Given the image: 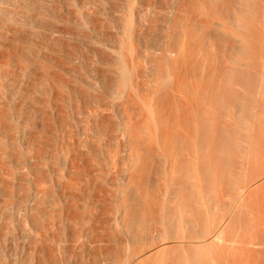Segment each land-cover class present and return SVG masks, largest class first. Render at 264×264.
Segmentation results:
<instances>
[{"label":"bare ground","instance_id":"bare-ground-1","mask_svg":"<svg viewBox=\"0 0 264 264\" xmlns=\"http://www.w3.org/2000/svg\"><path fill=\"white\" fill-rule=\"evenodd\" d=\"M26 1L27 5L23 6L25 13L21 12L22 16H19L22 18H7L6 11L5 17L0 18H6L10 24L26 25L32 30L29 29L31 33L23 36L18 33L13 36L14 31L11 33L13 37L11 34V37L8 36V31L6 34L3 30L0 32V51L6 54V50L9 57L4 62L5 66L0 65L3 67L0 78L8 84L3 83L5 89L0 88L4 90L2 95L5 100L2 95L0 98L7 101L8 108L1 105L4 102L0 99V105L4 107V111L0 108V264H59L61 253V257L64 255L61 258L63 264H76L79 260L81 264H87L91 258L90 251L95 258L89 262L93 259L96 264L103 259L99 257L100 253L107 264H209L213 259L212 264L214 261L215 264H232L234 259L233 264H263L264 0H173L171 5H168L171 0H149L153 6L144 3L149 4L148 10H153L155 14H152L156 16L153 15L152 28L147 29H155L150 30L154 32L150 37L153 43L149 41L148 44L145 38L139 39L138 27L134 28L137 26L135 17L139 14L135 3L142 4L143 0H135V3L127 0V23H123L126 30L122 40L126 42L120 43L124 46L122 50H115L121 55L116 60L119 62L114 63L115 59L111 61V64L121 65V69L116 65L117 69L125 73L126 78L125 75L120 76L118 70L111 69V72L115 71V77H111L116 87L109 84V89L114 88L112 93L117 98L126 89L127 82L132 85L131 93L134 92V95L123 92L124 99L129 100L126 105L125 101L119 102L123 96L119 101L111 99L121 103L116 105L122 108L115 107L118 109L115 114L129 111L127 114L130 116L124 120L120 118L125 114L121 112L124 116L118 115V121L123 120L124 125L123 122L121 124L126 127L124 130L122 127L124 132L119 125L113 127L115 118L110 111L115 110L112 101V109L109 111L110 108H107L108 117H105L106 114L97 115L101 114L99 108H102L98 103L105 98L98 102L96 97L100 98L101 88L106 89L105 86L113 81H108L109 77L106 80L102 70L103 66H108L107 61L97 54L100 55L98 62L99 66L103 64L102 69L98 65L91 67L89 77L87 68H74L68 62L73 64L77 47L72 44L68 47L63 37L54 39L50 36L53 33H47L48 30H57L52 28H56L54 23L59 19L53 14H48V19L40 16L44 15L43 12L36 14L38 5L35 3L38 2ZM76 2H70L73 3L70 6L76 5L77 15L81 14L86 24L79 22L82 20L80 16L77 21V15L72 21L85 26L89 15L84 9L87 8V0ZM174 2L177 5L170 7ZM66 4L65 7H68ZM231 5L235 8L232 9ZM167 7L174 9L168 19L167 13L171 10L167 11ZM229 9L230 14L232 12L231 15L235 16L227 12ZM216 14L218 17H213ZM138 17L140 23L145 15ZM214 18H218L219 25ZM65 19L69 21L68 17ZM88 19L90 25L92 19ZM159 20L163 21V25ZM159 22L161 25H157ZM9 23H6L9 26L1 24V29L15 25L10 26ZM141 25L138 26L141 28L144 24ZM230 25L231 28L228 27ZM47 28V34H43L46 39L48 35L52 37L49 42L54 39V43L39 41L44 37L41 32ZM61 29L64 34L68 30ZM143 29L146 32V28ZM87 32L86 35L81 33L86 41ZM147 36L149 39L150 35ZM150 44L153 54L146 47ZM120 45H117L118 49ZM140 45H146L144 51H150V56H143L145 53L142 54L144 51ZM145 61L149 70L144 68L147 65ZM6 65L9 70H4ZM111 67L107 68L109 72ZM143 68L150 71L146 73L150 78L143 76ZM117 73L121 82L117 80ZM143 77L148 78L145 80L148 82ZM120 83H124L122 89ZM131 85L127 86V91ZM95 89L101 90L97 93L99 95L94 93L97 92ZM89 92L93 93L96 101L91 99ZM87 93L92 103L98 102L100 106L97 105L98 111L92 112L93 116L96 113V118L93 117L94 123L90 122L91 127L87 123L89 119L93 120L91 117L87 119L92 111L87 106L91 102L87 100ZM104 95L102 93L101 97ZM124 106H130V110ZM68 112L69 116L77 112L82 117L80 119L81 115L75 113V124L69 120L71 116ZM72 124L77 126L75 128L79 127L76 132L72 130ZM111 128H120L118 132L126 133L123 138L126 136L128 143L121 141L126 142L124 146L129 151L126 161L120 159L126 154H117L119 149L121 151L118 145L121 133L117 137V131L109 134V131L113 132ZM87 129L93 132V139L87 136L89 133L91 136ZM243 134L247 139L241 136ZM110 135L114 137L109 138ZM52 145L58 147L56 153L53 149L57 147ZM47 150H50L49 154L52 151V156L47 155ZM118 155L122 156L118 158ZM237 156L242 157V163L236 162ZM237 169L240 171L237 172ZM241 170L243 173H239ZM52 244L57 245L61 252L58 257ZM87 244L98 246L95 248L99 254L91 246L88 252ZM58 248H55L56 252ZM203 255L204 262L201 261ZM214 255L220 256L219 261ZM226 256H231L230 261ZM244 258L248 259L247 262H243Z\"/></svg>","mask_w":264,"mask_h":264},{"label":"rangeland","instance_id":"rangeland-1","mask_svg":"<svg viewBox=\"0 0 264 264\" xmlns=\"http://www.w3.org/2000/svg\"><path fill=\"white\" fill-rule=\"evenodd\" d=\"M7 1H8V2H7ZM17 1H18V2H17ZM63 1H64V0H63ZM63 1H62V0H44V1H43V0H35V2H38L37 4L35 3L36 6L38 5V6H37L38 8L36 7V9H35V13H36V11H37V9H38V11H37L36 14H39V15H40V13L42 14V12H43L44 15H40V16L45 17V18H47V17L49 18V16L53 14L54 16H56V17L59 19L57 22L54 20L55 23H54V22H53V23H54V25L56 26V28L53 27L52 30H53V29H54V30H55V29L58 30V28H59V30H60L61 28H64V29H66V30H67V29L70 30V31L67 30V32H70V33L68 34V33L66 32V33H65L66 35H65L64 32H61L62 29L60 30V33H59V30H58V31H57V30H55V31H51V30H50V31H49V30H48L49 27H48L47 29H45V30H43V31L41 32V33H42V36H44V34L46 33V30H48L47 33H48L49 35L53 33V34L50 35V36H53L54 39H55V38H58V37H61V38L63 37L62 40H63L64 42H65V40L67 41V45H68V47H69V45H71V44L74 46V48L77 47V48H76V50H77V52H76V53H77V56L74 55L75 58L72 59L73 61L71 60L73 64H71L70 61H69V62L67 61V62H68L70 65L74 66V68H77V69H79V68H83V67H84V69L87 68L88 77H89V75H90V74H89L90 71L92 70L91 67L95 68V67H98V66L100 65V64H99V62H100V57H99V56H100V55H97V54H101V57H103L104 61H105V62L107 61V62H106V65H108V66H106V67L103 66V64H101V66H99V68H101V67L103 66V67H102L103 69H102V68H101V69L104 70L105 72L108 71V72H106V73L103 71L104 74H105V78H106V80H107L108 77H109V78H108V81L111 82V80H113V77H111V76L114 75L115 71H112V72H111V69L116 70V71L118 70L117 72L120 73L119 75H120V76L123 75L122 77H124V75H125V78H126V74H125V73L122 74L123 72H120V69L122 68L121 65H120V64L117 65V64H114V63L119 62V61H116V60H118V57H121V55H119V53H118V54L115 53V50H116V52H119V50H120V49L122 48V46H123V44L120 45V43H125V42H126V40H125V42H122V40L124 41V39H125V38H124L125 36H123V35H124L126 29H123V28L126 27V26H125L126 24L124 25L123 23L125 22V19L127 18L126 16L128 15V14H127V13H128V12H127L128 10H126L127 8L125 9V7H126L125 5H128V4H129V3H126L127 0H126V1H125V0H122V1L119 0V1H121V2H119V1L116 0L118 3H123V2L125 3V4H122V5H119L115 0H92V1H91V0H87V3H88V4H87V8H84V9H85V10H88V11H85V10H84V11L87 13V15H88V13H89L88 18H91V19H92L93 17H95V18L92 19V22H90V21H91V19H90V21H89V22H90V25H89V23H88V20H89V19L87 18V25H85L86 27L83 26V25H81V24H84L85 22H84V20L82 19V17L80 16V15H81L80 12H78L80 15H77L76 12L78 11V8L76 7V5L74 4L73 6H72V5L70 6V4H73V3H70V2H76L77 0H75V1H74V0H71V1H70V0H69V1H68V0H65L64 2H63ZM67 1H68L69 3H68ZM110 1H111V2H110ZM132 1L134 2L135 0H132ZM132 1H131V2H132ZM136 1H137V0H136ZM136 1H135V2H136ZM138 1H139V0H138ZM150 1H152V0H150ZM150 1H149V0H145V1L143 0V1H142V4H140L139 2H137L138 4L134 2V3L136 4L135 9L137 10V7H139V8H141V9L138 8V10L142 11V12L140 13V11L137 10V12L139 13L138 16H142V17H143V16L145 15V17H143V18L141 17L142 20H144V21L141 20V22H142V23L144 22L143 24L146 25V26L144 27V25L140 22V23L143 25V27L140 28V26H138V25H141V24L138 22V21H140V19H139L140 17H138V16L135 14V15L137 16V18L135 17V21L137 22V23H136V22H135V23L137 24V26L135 25L136 27H134V28H135V30H136L137 27H138L139 30H136V32L138 31V36H139V33H140V36H143V34H146L145 36H147L148 34L150 35V36H149V39H147L145 36H143V37H140V36H139V39L141 38L140 40H142V39H144V38H145V40H147V41H145L146 44H148V43H150V42L152 41V40H151L152 38H150V37L152 36V34H154V32L151 31V32H152V34H151L150 30H153V31L155 30V29L147 30V29H149V27L152 28V27H151V26H152L151 24H154V19H153V23H151V22H152V18H154V17L156 16V15H154L155 12H153V10H151V9H150L151 11L148 10V9H149V6H147L148 3L151 4V6L154 5L153 3H150ZM168 1H170V0H168ZM172 1H173V0H171V1H170L171 3L168 4V5L173 4ZM175 1H176V0H175ZM12 2H13V3H12ZM22 2H23V3H22ZM25 2H26V3H25ZM28 2H29V1H28ZM31 2H33V1H31ZM44 2H45L46 4H45ZM52 2H53V3H52ZM58 2H59V3H58ZM66 2L68 3L69 6L66 4ZM91 2H92V3H91ZM95 2H96V4H95ZM98 2H99V3H98ZM128 2H130V0H129ZM144 2H148V3L146 4V3H144ZM152 2H153V1H152ZM177 2H180V1L177 0ZM177 2H174V5H172V6H170V7H173V8H174V7H175V4H176ZM33 3H34V2H33ZM41 3H42V4H41ZM43 3H44V5H43ZM47 3H48V4H47ZM50 3H51L54 7L51 6ZM76 3H77V2H76ZM143 3H144V4H143ZM11 4H12V5H11ZM25 4L27 5V1H26V0H4V1H3V0H0V6H1V7H0V18H4V17H5V15H4V12H5V11L8 12V14H10V16H8L7 13L5 12L7 18H8V17H11V19H17V16H18L19 19L22 18V17H19V16H22V13H21V12L25 11V8L23 7V6H25ZM65 4H66V6H68V7H65ZM115 4H116V5H115ZM131 4H132V3H131ZM135 4H134V5H135ZM139 4H140L141 6H139ZM149 4H148V5H149ZM152 4H153V5H152ZM179 4H180V3H179ZM5 5H6V6H5ZM94 5H95V6H94ZM96 5H97L98 7H97ZM99 5H100V6H99ZM102 5H103V6H102ZM144 5H145V6H144ZM176 5H177V4H176ZM20 6H21L22 8H21ZM91 6H92L93 8H92ZM107 6H108V7H107ZM116 6H117V7H116ZM121 6H122V7L124 6V7L121 8ZM69 7H71V8H69ZM95 7H96V8H95ZM109 7H110V8H109ZM119 7H120V8H119ZM1 8L3 9V11H2ZM23 8H24V10H22ZM42 8H43V9H42ZM56 8H57V10H56ZM74 8H75V10H74ZM103 8H104V9H103ZM107 8H108V9H107ZM112 8H113V9H112ZM114 8H115V9H114ZM142 8H143V9H142ZM144 8H145V9H144ZM146 8H147V9H146ZM150 8H152V7H150ZM167 8H168V7H167ZM173 8H171V9H170V8L166 9L167 11H168V10H171V11H168V13H167V14H169V15L167 16V19L169 18V16H170V18H171L170 13H173V12H174V9H173ZM229 8H230V7H229ZM231 8L233 9V8H235V7L231 5ZM231 8H230V9H231ZM8 9H10V10H8ZM11 9H12V10H11ZM51 9H52V10H51ZM62 9H63V10H62ZM72 9H73V10H72ZM153 9H154V8H153ZM230 9H229V11H227L229 14H230V11H231ZM50 10H51V11H50ZM68 10H69V11H68ZM71 10H72V12H71ZM120 10H121V12H120ZM143 10H144V11H143ZM147 10H148V12H147ZM221 10H223V9L221 8ZM9 11H10V12H9ZM67 11H68L69 13H71V15H70ZM74 11H75V12H74ZM89 11H90V12H89ZM95 11H96L98 14H96ZM145 11L148 13V15H149V14L151 15L152 12H153L154 14H152L151 16L149 15V17H148V16L146 15V12H145ZM172 11H173V12H172ZM19 12H20V13H19ZM39 12H40V13H39ZM52 12H53V13H52ZM64 12H65V13H64ZM91 12H92L93 14H92ZM109 12H110V13H109ZM118 12H119L120 14H119ZM126 12H127V13H126ZM143 12H144V13H143ZM223 12H225V11H223ZM227 12H225L226 15L224 14L226 17H227V15L229 16V14H228ZM23 13H25V12H23ZM54 13H56V15H55ZM72 13H73V14H72ZM94 13H95V14H94ZM233 13H234V11H233ZM12 14H14V15H12ZM48 14H49V16H48ZM66 14H68L69 16H68V15L66 16ZM74 14H75V15H74ZM126 14H127V15H126ZM231 14H232V12H231ZM231 14H230V15H231ZM58 15H59V16H58ZM64 15H65V16H64ZM76 15H77V21H79L80 19H82L81 21H79L80 23L82 22L81 24H80L79 22L76 23L77 21H74V20L72 21V19H75ZM94 15H95V16H94ZM153 15H154V17H153ZM2 16H3V17H2ZM14 16H16V17H14ZM63 16H64V17H63ZM70 16H71V17H70ZM78 16H80V19H78V18H79ZM91 16H92V17H91ZM114 16H115V17H114ZM146 16H147L148 18H146ZM172 16H173V14H172ZM215 16H217V14L214 15L213 17H215ZM220 16H221V15H220ZM231 16H235V15L233 14V15H231ZM13 17H14V18H13ZM60 17H61L63 20L65 19V17H68L69 21H65L66 19L64 20L65 22H64L63 20L61 21V20H60V19H61ZM98 17H99V18H98ZM217 17H218V16H217ZM226 17H225V19H226ZM45 18H44V19H45ZM48 18H47V19H48ZM215 18H216V17H215ZM215 18H214V19H215ZM220 18H221V17H220ZM220 18H219V19H220ZM222 18H223V17H222ZM229 18H230V16H229ZM229 18L226 19V20H229ZM231 18H232V17H231ZM95 19H96V20H95ZM145 19H146V20H145ZM147 19H148V20H147ZM211 19H212V18H210V21H211ZM217 19H218V18H217ZM217 19H215V20L217 21V23H216L215 20H214V23H216V25H219ZM56 20H57V19H56ZM93 20H94L95 22H97V23H94ZM98 20H99V21H98ZM117 20H119L120 22H118ZM137 20H138V21H137ZM161 20H165V19H161ZM161 20H159V21L162 23L163 21H161ZM220 20H222V19H220ZM220 20H219V23H220ZM223 20H224V18H223ZM223 20H222V21H223ZM226 20H225V21H226ZM232 20H233V19H232ZM1 21H3V22L0 23V25L3 24V25H5V26H6V25L9 26L8 24H6V23H9V22H6V18H5V20H0V22H1ZM70 21H71L72 23H71ZM229 21H230V20H229ZM60 22H61V23H60ZM67 22H70V23H67ZM83 22H84V23H83ZM105 22H106V24H105ZM148 22H149V23H148ZM160 22L157 23V25H159ZM168 22H169V21H168ZM4 23H5V24H4ZM19 23H20V22H19ZM64 23H65V24H64ZM74 23H76L77 26H76V24H75V26H74V25H73ZM92 23H93V24H92ZM125 23H127V21H126ZM138 23H139V24H138ZM214 23H213V25H214ZM221 23H223V22H221ZM225 23H226V22H224L223 24H225ZM227 23H228V22H227ZM229 23H230V22H229ZM231 23H232V21H231ZM9 24H10V23H9ZM12 24H15V25H12ZM21 24H22V23H21ZM58 24H59V25H58ZM85 24H86V23H85ZM94 24H98V25L95 26ZM101 24H102V25H101ZM149 24H150V26H148ZM211 24H212V21H211ZM223 24H222V27L225 28V26H224ZM11 25H12L15 29H14L13 27H4L3 29H1V28H2V26H1V27H0V32H2V30H3V33L5 32V34H6L7 31H8L7 34H8L9 37L12 36V34H13L14 31H16V33L14 32L13 36H14V35H18V34H20V36H21L22 34L24 35V34H26V33H27V34H30V33H31V32H29V31L31 30V28H29V29H30V30H29V29H28V26H26V25H20V24L18 25V24H16V23H12V22H11L10 26H11ZM69 25H70V26H69ZM79 25L81 26V28H80ZM142 25H141V26H142ZM160 25H161V24H160ZM162 25H163V23H162ZM216 25H215V26H216ZM52 26H53V25H52ZM52 26H51V27H52ZM57 26H58V27H57ZM59 26H60L61 28H60ZM82 26H83V27H82ZM89 26H91V27H89ZM103 26H105V27L103 28ZM109 26H110V27H109ZM111 26H112V27H111ZM164 26H165V25H164ZM215 26H214V27H215ZM220 26H221V25H220ZM21 27H22V28H21ZM25 27H27V28H25ZM51 27H50V29H51ZM72 27H73V28H72ZM93 27H94V29H95V27H97V28L94 30ZM222 27H220V29H221ZM228 27L231 28V25L228 26ZM228 27H227L226 29H228ZM10 28H13L14 30H13V29H12V30H9ZM75 28H76V29H75ZM78 28H79V29H78ZM83 28H84V29H83ZM143 28H146V32L149 31L150 33H149V32L146 33V32L144 31ZM153 28H154V26H153ZM158 28H160V26H159ZM161 28L163 29L164 27H161ZM216 28H218V26H216ZM223 28H222V29H223ZM77 29H78V30H77ZM92 29H93V30H92ZM100 29H101V30H100ZM102 29H103V30H102ZM76 30H77V31H76ZM79 30H80V31H79ZM84 30H85V32H84ZM109 30H110V31H109ZM140 30H141V32H140ZM142 30H143V31H142ZM160 30H161V29H160ZM216 30H217V29H216ZM17 31H18V32H17ZM21 31H23V33H22ZM26 31H27V32H26ZM31 31H32V30H31ZM78 31H79V32H78ZM81 31H83V32H81ZM86 31H88V32H87V33H88V34H87V41L85 40L86 37H84V35H83V34L86 33ZM91 31H93V32H91ZM98 31H99V32H98ZM121 31H122V32H121ZM123 31H124V32H123ZM9 32H10V33H9ZM20 32H21V33H20ZM43 32H45V33L43 34ZM55 32H56V33H55ZM76 32H77V33H76ZM109 32H112V33H109ZM160 32H161V31H159V33H160ZM11 33H12V34H11ZM17 33H18V34H17ZM47 33H46V34H47ZM61 33H63V35H62ZM73 33H74V34H73ZM78 33H79V34H78ZM81 33H83V34H81ZM106 33H107L109 36H108ZM157 33H158V29H157ZM10 34H11V36H10ZM57 34H61V36H59V35H57ZM70 34H71V36H70ZM101 34H102V35H101ZM141 34H142V35H141ZM23 35H22V36H23ZM49 35H48L47 37L50 38V39H48V38L46 39V36H44V37H43L44 39H43V38H42V39H39V41H40V42H47V41H45V40H48L47 43H50L49 40L51 41V38H52V37H49ZM56 35H57V36H56ZM67 35H68V36H67ZM73 35H74V36H73ZM82 35H83V36H82ZM85 35H86V34H85ZM13 36H12V37H13ZM25 36H26V35H25ZM27 36H28V35H27ZM72 36H73V37H72ZM100 36H101V37H100ZM102 36H104V38H106V39L103 40V39H102V38H103ZM106 36H107V37H106ZM121 36H122V37H121ZM158 36H159V35H158ZM75 37H76V38H75ZM80 37H81V38H80ZM82 37L85 38V39H84L85 41L83 40ZM97 37H98V38H97ZM120 37H121V38H120ZM147 37H148V36H147ZM61 38H60V39H61ZM108 38H111V39H108ZM119 38H120V39H119ZM123 38H124V39H123ZM54 39H53V40H54ZM58 39H59V38H58ZM64 39H65V40H64ZM97 39H99V40H97ZM101 39H102V42H98V41H101ZM107 39H108V40H107ZM53 40H52V42L54 43ZM113 40H114V41H113ZM115 40H116V41H115ZM69 41H70V42H69ZM117 41H118V42H117ZM149 41H150V42H149ZM52 42H51V43H52ZM72 42H73V43H72ZM142 42L144 43V40H143ZM51 43H50V44H51ZM65 43H66V42H65ZM69 43H70V44H69ZM77 43H79L80 45L77 44ZM100 43H101V45L98 46V44H100ZM140 43H141V41H140ZM140 43H139V44H140ZM143 43H141V45H142ZM152 43H153V41H152ZM90 45H91V46H90ZM104 45H105V46L108 45V46H107L108 48L111 47L110 50H109L107 47H105ZM117 45H120L121 47H119V49H118ZM141 45H140V46H141ZM151 45H152V44L147 45V46L145 45V46L148 48L149 46L151 47ZM92 46H93V47H92ZM112 46H113V47H112ZM140 46H139V47H140ZM145 46H143V47L141 46V47H142L141 49H142L143 51H144L145 49H147ZM123 47H124V46H123ZM144 47H145V48H144ZM150 47H149V48H150ZM112 48H113V51L111 50ZM149 48H148V49H149ZM96 49H97V50H96ZM98 49H100V51H99ZM105 49H106V50H105ZM122 49H123V48H122ZM122 49H121V50H122ZM150 49H151V48H150ZM83 50H84V51H83ZM92 50H93V51H99V52H102V53H99V52H98V53H96V52H92ZM124 50H125V49H124ZM103 51H104V52H103ZM109 51H110V52H109ZM111 51H112V53H111ZM148 51H149V50H148ZM0 52H2L1 54H4V53H3V50H1ZM4 52H6V54H4V55H6V56L0 54V65H2V66H5L4 62H5V61L7 62V61L9 60V59H7V57H8V56H7V55H8L7 51L4 50ZM87 52H88V53H87ZM106 52H107V53H106ZM125 52H127V54L129 53L128 51H125ZM140 52L142 53V51H140ZM149 52H150V51H149ZM149 52L146 53V51H144L142 54L145 53L143 56H144V57H148V56H150ZM80 53H81V54H80ZM86 53H87V54H86ZM94 53H96V55H95ZM121 53H122V51L120 52V54H121ZM150 53H152V49H151V52H150ZM78 54H79V55H78ZM91 54H92V55H91ZM103 54H104V55H103ZM152 54H153V53H152ZM152 54H151V55H152ZM87 55H88V56H87ZM105 55H106V56H105ZM108 55H109V56H108ZM114 55H115V56H114ZM118 55H119V56H118ZM130 55H131V54H130ZM74 56H73V57H74ZM82 56H83V57H82ZM86 56H87V57H86ZM116 56H117V58H115ZM128 56H129V54H128ZM84 57H85V58H84ZM129 57H130V56H129ZM144 57H143V58H144ZM8 58H9V57H8ZM58 58H59V57H58ZM88 58H89V59H88ZM90 58H91V60H90ZM109 58H110V59H109ZM93 59H94V60H93ZM107 59H108V60H107ZM114 59H115V62L111 64V61H112V60L114 61ZM119 59H120V58H119ZM145 59H146V58H145ZM75 60H76V61H75ZM2 61H3V62H2ZM64 61H65V60H64ZM78 61H79V62H78ZM98 61H99V62H98ZM108 61H109L110 63H109ZM113 61H112V62H113ZM65 62H66V61H65ZM67 62H66V63H67ZM81 62H82V63H81ZM89 62H90V63H89ZM145 62H146V61H145ZM145 62H144V64H147V63H148V62H146V63H145ZM93 63H94V64H93ZM108 63H109V64H108ZM3 64H4V65H3ZM69 64H68V66H70ZM97 65H98V66H97ZM104 65H105V64H104ZM111 65H112V66H113V65H115V66L117 65V66H119L118 68H120V69H117V66H116V67L113 66V68H112ZM142 65H143V62H142ZM2 66L0 67V70H3V67H2ZM78 66H79V67H78ZM143 66H144V65H143ZM108 67H111V68H109V69H110V72H109V70H107ZM146 67H147V70L150 69L148 64L145 65L144 68H146ZM1 68H2V69H1ZM6 68H7V65H6V67L4 68V70H5ZM90 68H91V69H90ZM144 68H143V69H144ZM7 69H8V68H7ZM89 69H90V71L88 72ZM143 69H141V70H143ZM259 69L261 70V68H259ZM8 70H9V69H8ZM147 70L144 69L143 71H141L142 74L145 72V75L143 74L144 77H145L146 75L149 74L148 72H150V71H147ZM257 70H258V69H257ZM260 70H259V72H260ZM121 71H123V70H121ZM146 71H147V72H146ZM107 73H108V74H107ZM146 73H148V74H146ZM121 74H122V75H121ZM106 75H107V77H106ZM116 75H117V76H116V77H117V80H119V82H121V78H120V76H118V73H117ZM148 76H149V75H148ZM148 76H146V77H148ZM88 77H87V78H88ZM110 77H111L112 79H111ZM114 77H115V75H114ZM144 77H143L144 81H145L146 79L150 78V76H149L148 78H146V79H145ZM118 78H119V79H118ZM109 79H110V80H109ZM115 79H116V78H115ZM122 79H124V78H122ZM106 80H105V81H106ZM117 80H116V81H117ZM149 80H150V79H149ZM0 81H1L0 83L2 84V86H1V84H0V88L3 87V88L5 89V87H6L8 84H7V83L5 84V81L3 80V78H2V79L0 78ZM2 81H3V82H2ZM108 81L105 82V83L107 84ZM257 81L259 82L260 80H257ZM6 82H7V81H6ZM113 82H114V84L116 83V82L113 80L111 83H108L107 86H105L106 89H107V88L109 89L110 86H114V84H112ZM122 82H123V81H122ZM145 82H148V81H145ZM3 83H4L6 86L3 85ZM8 83H9V82H8ZM124 83L126 84V81H124ZM124 83H120V84H119V87H121V86L123 87V84H124ZM129 83H130V82H127L128 85H131V84H129ZM109 84H110V86H109ZM111 84H112V85H111ZM121 84H122V85H121ZM115 85H116V84H115ZM128 85H126V87L124 86V89H125V88L127 89V86H128ZM258 85H259V84L255 85V86H256L255 89H254L255 92H256V88L258 87ZM98 86H100V85H98ZM236 86H238V85H236ZM101 87H102V86H101ZM114 87H116V86H114ZM122 87H121V89H122ZM129 87H130V86H129ZM234 87H235V86H234ZM99 88H100V87H99ZM99 88H98V89H99ZM112 88H113V87H112ZM235 88H236V87H235ZM237 88H238V87H237ZM239 88L241 89L240 86H239ZM88 89H89V88H88ZM98 89H95V91L97 90V92H94V93L97 94L98 92H101V90L103 91V92H101V94L99 93V94H100V98H99V96H98V98L96 97V99H98V102H99V99H100V101H101L103 98H105V99H103L101 102H99V103L97 102L99 105H100V104L102 105L103 112L101 111L102 108H101L96 102H93L94 104L92 103V100L95 99V98H94V96H92L93 93H92V92H89L93 98L91 97L92 100L89 99V98H90V97H89L90 94L87 93V94H88L87 100L89 99V102L91 101L90 103L87 102V104H88V103L90 104V105H87V106H88L89 109L92 110V111L90 112V113L92 114V116H89V115H91V114L89 113V111H88L89 109L87 108V113H89L87 119H89V117H91L92 119H93V117H94V119H95V118H96V113L94 112L95 115L93 116V113H92V112H93V110H97V111H98L99 109H100L99 113H101V114H97V115H103V116H104V115L106 114L105 117H106V116L108 117L107 114H108L109 111L112 109V107H114V110H115V111H112L113 109L110 111V112L113 113L112 116L115 118V120H113L114 125H115V121H116V124H117V122H119L120 124H117V125H115V126L113 125V127H116V128H117V126L119 125L118 127H120L121 130H122V127H123V125H124L123 120H124L125 118H128V117L130 116V114H127L129 111H126V110H124V111H126L125 113L122 112L123 110L121 111L123 114H125V116H124L123 114H120V113H121L120 111H119L118 114H115V113L118 112V109L121 107V106L119 107V105H118V107H119V108H118V107H116V105H117L119 102L123 103V101H125V105L127 104V100H128V99H127V100L124 99L125 97H124L123 95H124V93H125V94H129V92H130V94H133V93H134V92L131 93V92H132L131 90H133V89H132V85H131V89L129 88L130 91H129V89H128V91H127L126 89L123 90V91L120 90L121 93H122V95H120L121 93H119L120 96H119L118 98H117L116 96H114V95H116V94H113V93H112V91H114V88L111 89V90L109 89V93H110V95H109V93H108V89H107V91H106L105 88H103V89L101 88V90H99V91H98ZM2 90H3V89H2ZM2 90L0 89V93H1L0 95H2L3 92H4V90H3V91H2ZM89 90H90V89H89ZM91 90H92V89H91ZM91 90H90V91H91ZM236 90H239V89H236ZM93 91H94V89H93ZM104 91H105V92H104ZM239 91H240V90H239ZM87 92H88V90H87ZM123 92H124V93H123ZM126 92H128V93H126ZM102 93H103V95L105 94L104 97H103V96L101 97ZM106 93H108V95H106ZM111 93H112V95H113L115 98H114L113 96H111ZM114 93H116V92H114ZM256 93H257V92H256ZM256 93H255V94H256ZM96 94H94V95H96ZM99 94H97V95H99ZM255 94H254V96H255ZM97 95H96V96H97ZM117 95H118V94H117ZM133 95H134V94H133ZM121 96H123V99H120V100H122V101H119V98H120ZM127 96H129V95H127ZM256 96H257V95H256ZM1 97L3 98L4 96L2 95ZM107 97H108V99H107L108 102L105 101ZM109 97H110V100H109ZM112 97H113V98H112ZM101 98H102V99H101ZM116 98H117V99H116ZM126 98H127V97H126ZM0 99H1V98H0ZM3 99L5 100V97H4ZM3 99H1V100H3ZM96 99L93 100V101H96ZM111 99H116V100H118L119 102H113V101H115V100H111ZM254 99H256V98H254ZM4 100H3V102H4ZM103 101H104L105 104H103ZM109 101H110V102H109ZM111 101L113 102V104L111 103ZM128 101H129V100H128ZM1 103H2V102H1ZM4 103H5V104H4ZM4 103L1 104V105H6V106H4V107L7 108V101L4 102ZM95 103H96V105H95ZM107 103H109V104H107ZM110 103H111L112 107H110V106H111ZM114 103H115V104H114ZM121 103H119V104H121ZM92 104H93V106L95 105L93 108H92V106H91ZM128 104L130 105V103H128ZM1 105H0V108L3 109L4 107H1ZM97 105H98V107H100L99 109H98ZM103 105H104V106H103ZM113 105H114V106H113ZM123 105H124V104H123ZM123 105H122V106H123ZM89 106H91V107H89ZM106 106H107V107H106ZM96 107H97V109H96ZM108 107H109L110 109H109ZM115 107L118 108V109H115ZM126 107H127V106H126ZM126 107L124 106V108H126ZM128 107H130V106H128ZM128 107H127V108H128ZM94 108H95V109H94ZM107 108L109 109V111L107 110ZM121 108H122V107H121ZM124 108H123V109H124ZM127 108H126V109H127ZM7 109H8V108H7ZM7 109H6V110H7ZM128 109L130 110V108H128ZM128 109H127V110H128ZM256 109H257V108H256ZM256 109H255V110H256ZM120 110H121V109H120ZM3 111H4V109H3ZM58 111H59V110H58ZM60 111H61V110H60ZM107 111H108V112H107ZM116 111H117V112H116ZM0 112H1V110H0ZM56 112H57V111H56ZM69 112H70V110H69ZM69 112H68V116H69ZM75 113L77 114V112H75ZM75 113H74V114H75ZM97 113H98V112H97ZM112 113H110L109 115H111ZM72 114H73V113H70L71 118H70L69 120L72 121V122L74 121V123L76 124V123H77V119L75 118V115H76V114H75V115H74V114L72 115ZM119 114H120V115H119ZM77 115H81V114L78 113ZM114 115H115V116L117 115V117H115ZM118 115H119L120 117L123 115L124 117H121V118H120V117H118ZM128 115H129V116H128ZM70 116H69V117H70ZM112 116H110V117H112ZM127 116H128V117H127ZM81 117H82V115L80 116V119H81ZM113 117H112V119H113ZM72 118L76 119V122H75L74 119L71 120ZM77 118H79V117L77 116ZM116 118H117V119H116ZM118 118H120V119H123V118H124V119L120 122V119H119V121H118ZM94 119H93V120H90V119H89L90 121L88 120L87 123H90V122L94 121ZM122 122H123V125L121 124ZM92 123H94V122H92ZM80 124H81V123H80ZM82 124H83V123H82ZM72 125H73V124H72ZM77 125H79V124H77ZM91 125H92V124L90 123L88 126L91 127ZM75 126H76V125H73V128H72V130H73L74 132H76L75 130H77V129L79 128V127H78V128H75ZM76 127H77V126H76ZM124 127H125V126H124ZM124 127H123V130L126 129V127H125V128H124ZM74 128H75V129H74ZM120 128H119V130H120ZM89 129H90V128H89ZM89 129H87V130L89 131ZM111 129H113V128H111ZM111 129H110V130H111ZM263 129H264V128H263ZM263 129H262V130H263ZM90 130H91V129H90ZM117 130H118V129H117ZM117 130H116V129H115V130L113 129V132L110 133L111 131H109V134H113V133L115 134V132H116ZM119 130H118V131H119ZM123 130H122V131H123ZM88 131H87V134H88ZM114 131H115V132H114ZM118 131H117V132H118ZM122 131L118 132V134H116V137H117V135H119V133L122 134ZM89 132H91V131H89ZM117 132H116V133H117ZM123 132H124V131H123ZM125 132H126V131H125ZM242 132H243V131H242ZM262 132H263V131H262ZM92 133H93V132H91V136H90V133H89L87 136H89V138L91 137V138L93 139V134H92ZM232 133H233V132H232ZM232 133H231V134H232ZM243 133L247 134V132H243ZM121 134H120V136H119L120 139L117 138V139H118V142L120 143V144L118 143V145L121 146V147H119V148H121V151H120V149H119V152H118L117 154H122V155L126 156V155H127L126 153L129 152V151L127 150V148H125V146H126V142L128 143V140H127L126 136H124L125 138H123V135H124V134L126 135V133H124V134H122V135H121ZM253 134H254V133H253ZM260 135H262V134H260ZM121 136H122V137H121ZM241 136L244 137V134L241 135ZM110 137H114V136H111V135H110L109 138H110ZM245 137H246V136H245ZM245 137H244V138H245ZM247 137H248V136H247ZM121 138H122V139H121ZM244 138H243V139H244ZM245 139H247V138H245ZM122 140H126V142L123 141V142H124V143H123V142H121ZM241 140H242V139H241ZM248 140H249V139H248ZM243 141H244V140H243ZM243 141H241V143H243ZM244 142L248 143L249 141H244ZM52 143H53V141H52ZM249 143H250V142H249ZM263 143H264V142H263ZM263 143H261V144H263ZM124 144H125V146H124ZM53 145H54V144H53ZM53 145H52V147H53ZM244 145H245V144H244ZM244 145H243V146H244ZM249 146H250V144H249ZM249 146H248V147H249ZM55 147H57V146H55ZM55 147H53V148H55ZM246 147H247V146H246ZM53 148H49V149L51 150V149H53ZM244 148H245V147H243V151L245 152ZM125 149H126L127 151H126ZM50 150H47V152H48V151L50 152ZM54 150H55V151H54ZM57 150H58V147H57L56 149H53V153H54V152L56 153ZM247 150H248V148H246V151H247ZM124 151H125V152H124ZM239 151H240V150H239ZM243 151H242V152H243ZM47 152H46V153H47ZM49 152H48L47 155L50 156V154H51V156H52V154H53L52 151H51L50 154H49ZM237 152H238V151H237ZM242 152H241V153H242ZM241 153H240V155H241ZM125 154H126V155H125ZM122 155H118V156H119L118 158H120ZM116 156H117V155H116ZM242 156H243V155H242ZM127 157H128V155H127L126 157H123V156H122L120 159H121V160H124V159L127 158ZM237 157H238V156H237ZM246 157H247V156H246ZM122 158H123V159H122ZM240 158H242V157L240 156ZM240 158L238 157V158H237V161H236V157H235L234 161H236L237 163H239ZM247 158H248V157H247ZM247 158H243V159H244V160H245V159L247 160ZM124 161H126V159H125ZM240 162L242 163V160H241ZM238 171H240V169H239V170L237 169V172H238ZM239 173H243V171L241 170V172H239ZM25 242H28V241H25ZM26 244H28V243H26ZM26 244H25V245H26ZM29 245H30V244H28V246H29ZM52 245L54 246V247L52 246V248H53L54 252L56 253V256L58 257V255H59L58 253L60 252V250H59V248H58L57 245H54V244H52ZM88 245H89V246H88ZM55 246H56V247H55ZM87 246H88L87 248L89 249V248H91V247H94V248H95L96 245H94V246L92 245V246H91L90 244H87ZM90 246H91V247H90ZM96 247H98V246H96ZM25 248H27V245H26ZM28 248H29V247H28ZM55 248H58V252H56L57 250H56ZM91 249H92V248H91ZM95 249H96V251H97V248H95ZM27 250H28V249H26V251H27ZM55 250H56V251H55ZM93 250H94V249H93ZM93 250H92V251H93ZM87 251L89 252L90 249L87 250ZM94 251H95V250H94ZM88 252H87V253H88ZM97 252H98V254H99V250H98ZM60 253H61V252H60ZM88 254H90V255H89V258H90V257L93 258V256H94V255H93V252H92V254H91V251H90ZM61 255H62V253H61ZM61 255H59V256H60V259H59V257H58V260H59L60 262H61V258L64 256V255H63V256L61 257ZM91 255H93V256H91ZM87 256H88V255H87ZM101 256L103 257V259L105 258V257H104L103 255H101V253H100V256H99V257L102 258ZM57 257H56V258H57ZM63 258H64V257H63ZM91 258L88 259L87 264H88V263L91 264V263H93V262L96 264V261H93V259H94L95 257L92 259V262H91V261L89 262V260H91ZM100 258H99V259H100ZM96 259L98 260V255L96 256ZM103 259H102V260H103ZM75 260L77 261V259H75ZM102 260H98L99 262H98V261H97V262L100 263V264H102V263H103ZM79 261H81V260H79ZM79 261H77L76 264H78ZM103 261H104L103 264H107V262L105 261V259H104ZM60 262H58V263H59V264H63V263H64V260L62 259V262H61V263H60ZM72 262H75V261H73V259H72ZM231 262H232V261H231ZM259 262H260V261H259ZM79 263H80V262H79ZM94 263H93V264H94ZM98 263H97V264H98ZM226 263L230 264L229 262H226ZM254 263H255V262H253V264H254ZM256 263H258V262H256ZM261 263H262V262H261ZM261 263H260V264H261ZM80 264H81V263H80ZM232 264H233V262H232ZM258 264H259V263H258ZM263 264H264V263H263Z\"/></svg>","mask_w":264,"mask_h":264},{"label":"crops","instance_id":"crops-1","mask_svg":"<svg viewBox=\"0 0 264 264\" xmlns=\"http://www.w3.org/2000/svg\"><path fill=\"white\" fill-rule=\"evenodd\" d=\"M204 255H205L206 257H208V258H211V257H212V256L210 257V256L207 255V254H204ZM204 255L201 256V259H202V257H203V259H204ZM212 255H213V254H212ZM215 256L217 257V259H218V258L220 259V256H219V255H218L219 257H218L217 255H214L213 257L215 258ZM226 257L228 258V256H226ZM243 257H246V256H243ZM229 258L231 259V256H229ZM229 258H228V260L230 261ZM203 259L201 260L202 262H204ZM217 259H216V261H217ZM219 259H218V261H219ZM233 259H234V258H232V260H233ZM240 259L242 260V257H240ZM244 259H245V258H244ZM211 260H212V259H211ZM213 260H214V259H213ZM213 260H212V261H213ZM228 260H227V261H228ZM234 260H235V259H234ZM234 260H233V261H234ZM236 260H237V259H236ZM247 260H248V259H245L243 262H247ZM207 261H208V260L206 259V262H207ZM212 261L210 262L211 264H212ZM233 261H232V262H233ZM237 261L239 262L240 260H237ZM249 261H250V260H249ZM206 262H205V263H206ZM234 262H235V261H234ZM243 262H242V263H243ZM210 263H209V264H210ZM216 263H218V262H216ZM202 264H203V263H202ZM207 264H208V262H207ZM213 264H215V261L213 262ZM218 264H219V263H218ZM245 264H246V263H245Z\"/></svg>","mask_w":264,"mask_h":264}]
</instances>
